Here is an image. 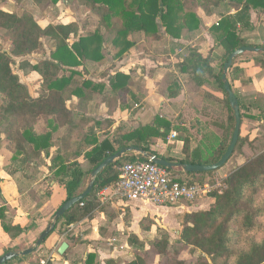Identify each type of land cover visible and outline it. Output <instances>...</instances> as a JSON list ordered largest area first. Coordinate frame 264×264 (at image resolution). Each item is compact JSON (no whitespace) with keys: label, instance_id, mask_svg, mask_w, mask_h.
Here are the masks:
<instances>
[{"label":"trees","instance_id":"obj_1","mask_svg":"<svg viewBox=\"0 0 264 264\" xmlns=\"http://www.w3.org/2000/svg\"><path fill=\"white\" fill-rule=\"evenodd\" d=\"M47 1L55 5L60 0H15L19 6L22 5L19 13H7L0 9V30L3 31L0 44V142L6 141L8 149L13 153V160L23 163L38 160L43 152L48 153L54 144L55 133L62 127L70 128L65 141L73 137L89 146H95L86 153L84 163H68L70 152L63 155L60 151L52 157L50 172L55 181L65 187L67 202L84 193L81 188L84 181L99 165L128 147H136L170 163L183 165H212L222 159L235 129L234 110L224 89V67L231 54L239 48L264 47L247 45L241 39L237 26L252 9L264 14V0H68V3L76 1L95 13L100 25L106 28L109 35L116 32L112 34L114 37H104L99 31H94L79 37L72 44L71 39L79 32L76 22H61L42 27L32 13L23 8L27 2L44 7ZM223 5L237 9L234 16L225 15L211 27V33L218 44L224 45L225 53L217 56L214 48L204 58L191 49L190 54L176 64L179 73L187 76L186 82L195 83L199 87L196 92L202 102L210 104L216 110H225L224 123H210L212 127L220 129L222 135L212 131L203 133L198 146L192 152H189V139L183 136L187 156L185 159H175L151 148L153 141L160 135L153 125L135 127L126 132L121 129L111 132L108 130L113 124L111 120L96 122L97 130L105 137L101 143L97 138L98 131L88 134L83 131L90 123V119L85 116L89 102L101 99L111 110L121 100V109H124L129 107L126 104L128 95L133 100H138V92L141 93L133 74L116 72L110 76L109 85L90 80L87 68L84 67L89 59L94 63H104L105 57L100 51L112 46L116 50L113 55L114 62L121 61L131 50L137 48L138 42L131 39L135 33L144 34L150 46L155 41H161L163 37L158 33L159 21L174 38H181V31L187 35L192 34L201 28L200 12L211 15L214 8ZM45 39H49L50 58L36 63L30 62L27 57L44 50ZM243 56L234 60L229 71L233 92L234 83L243 73V69L235 65L243 62ZM19 58L23 59L19 62L20 70H30L41 78L40 91L36 98L29 93L16 72ZM247 60L253 61L264 74L263 53ZM80 67L84 68L78 69ZM108 67L114 68L115 63ZM172 74L173 72L168 75L165 86L168 97L176 98L182 85L173 79ZM200 74L206 75L201 83L198 81ZM205 86L215 92L204 89ZM235 96L240 106L242 126L246 116L255 117L245 113L240 97ZM73 97L80 99L77 111L67 108V101ZM261 114L264 116V111ZM176 130L181 132L183 129L178 126ZM261 140L264 141V136L252 140L248 136H241L240 132L232 157L245 154V163L227 177L224 182L226 189L222 193L215 192L208 196L213 199L208 210L186 213L181 217L183 230L175 242H172L167 230L155 225L149 218L143 219L142 230L148 233L155 229L159 232V237L149 244L146 239L131 235L129 244L132 248L134 245L138 246L140 254L125 264H149L148 258L144 257L147 253L162 258L164 262L160 264H264V149L256 145H260ZM248 147L254 151L251 155L247 153ZM148 161L141 155L128 153L111 163L98 175L91 193L58 221L56 230L65 235L71 225L92 218L98 211L99 193L119 181L121 167L126 163ZM217 172L218 170L186 173L182 169L170 171L178 182L190 186L204 185L208 179L213 182ZM4 213V207H1L3 229L12 234L14 228L6 221ZM146 220L149 225L144 226ZM20 233L21 229H18L14 236ZM69 238L80 241L78 233L70 234ZM169 248H173L174 255L168 254ZM185 252L190 258L183 255ZM106 264H117V261L110 259Z\"/></svg>","mask_w":264,"mask_h":264},{"label":"crops","instance_id":"obj_2","mask_svg":"<svg viewBox=\"0 0 264 264\" xmlns=\"http://www.w3.org/2000/svg\"><path fill=\"white\" fill-rule=\"evenodd\" d=\"M25 4L23 8L29 12L31 8L34 7L30 2ZM21 6H19L15 0H0V9L7 13H19ZM223 6L226 9L223 14L216 13L217 8H214L211 15L200 12L199 16L202 20V25L199 32H204V37H181L176 40H172L171 38L162 39L161 41L153 42L151 46L147 43L145 37H142L140 41H137V48L131 50L121 61L115 62L114 68L109 69L108 66L103 68L99 74V78L103 77L102 80L90 79L89 77L90 80L96 83L109 85L110 76L115 75L116 72H121L125 75L133 74L139 84L141 93L138 92V100H133L132 96L128 95L126 104L129 105V107L126 106L124 109H121V104L123 102L121 100L118 102V105L111 110L101 102V99L97 98L89 102L85 116L90 119V123L85 126L83 131L86 134L97 132L98 130L95 123L107 120L113 122L108 128L111 132H114L116 129H121L126 132L135 127L147 125H153L159 130L155 122L143 121L142 119L147 113L148 102L151 99L158 98L171 106L174 104L172 102H175L183 94L186 86L199 88L195 83H187V76L179 73L176 64L180 59H185L187 55L190 54L191 49L196 50L204 58L208 57L214 48H216L215 53L217 56H221L225 53L226 49L224 45L222 43L218 44L217 39L211 33V27L217 24L225 15L234 16L237 13V9L227 8L229 6L226 5ZM255 20L258 24L255 23ZM64 22L75 21L67 20ZM237 26L241 39H243L247 45H264V39L260 44H249L248 41L250 40L247 39L244 34L245 30H253L256 27L263 29L264 14L252 9L247 17L238 22ZM197 33L198 32L193 34V36ZM46 40L49 42V39L44 40V49ZM164 41L178 44V47L186 51L187 54L182 56L179 55V51H172V54L169 53V57H163L165 54L163 52L166 48L163 47L161 50L163 54L158 53L157 50L160 52L159 48H161ZM139 47H141L139 49L141 53L137 50ZM32 56L27 57V59L30 61L29 58ZM22 60V58L17 59L18 68H20L19 62ZM244 60L242 63H238V65L236 64L235 66H240L243 69V73L251 70L252 79H249L247 85L250 87V85L254 84L250 83V81L257 79L262 70L253 61ZM30 62L36 63L35 61ZM137 63L140 64L139 68L135 67ZM100 64L103 65V63ZM164 64L166 67H164ZM172 72L173 79H176L179 84L182 85L181 92L176 98L168 97L167 87L165 86L167 77L169 74L171 75ZM152 77L153 79H151ZM143 78H145V80H143ZM205 79L206 75H204V80ZM150 80L151 84L156 83L161 93L149 87ZM237 82L238 80H236V83ZM22 83L25 84L24 82ZM240 83H242V81H240ZM240 86L241 84L235 85L236 88ZM206 87L207 86L203 88L206 89ZM27 88L29 90V87ZM37 89L39 90V84L37 88L33 87V90ZM242 92L244 93V91L241 90L239 94L241 95ZM29 93L35 98L38 96H35L30 90ZM234 93H236L235 90ZM235 95L238 94L236 93ZM240 95L238 96L240 97L241 103L244 105ZM79 102V98L73 97L71 100L67 101V108L77 111V107L80 104ZM248 118L251 119L250 117ZM158 119L162 121L165 120L162 115H159ZM171 124L173 129L171 134L176 132L178 137L175 140H171L170 134L166 138V142L170 143H168L167 147L160 144L159 138L155 139L151 148L162 155H167L175 159H185L187 154L184 145L180 147L174 143L177 139L183 138V135L176 130L177 125H175V120ZM182 124L184 125V123ZM69 130L70 128L68 127L60 128L54 135V144L48 150V153L43 152L38 160L28 161L26 163L20 160H13V153L8 149L6 141L0 142V208L4 207L5 215H3L6 217V221L14 228L12 234L6 233L0 219V258L9 252H19L32 248L51 224L55 213L66 203L67 191L65 187L55 181L53 174L50 172L52 157L60 151L63 155L70 152L71 156L68 163H84L86 153L95 147L89 146L84 141L75 140L73 137L66 140V142L65 139L68 136ZM100 132L101 131L97 132V138L101 143L105 137H103L101 135L102 132ZM65 145L68 146L67 149ZM194 148L196 147H192L190 144L189 152H192ZM133 154L139 155L137 153ZM244 163L245 162L239 163L237 167ZM41 171L42 173L37 176V173ZM231 173L226 175V177ZM90 181L91 175L84 181L81 187L84 192L87 190ZM48 194L49 196H47ZM208 199L207 201L202 198L197 203L192 204L193 206L190 205V203H184L165 208L143 201H128L121 199L102 201L99 198L98 211L92 218H86L76 224L77 227L74 231H69V229H67V232H65L66 234L61 235L60 232L55 229L45 240L46 242L44 245L42 244L34 254L27 256L30 257L29 259H27V257H18L6 264H35L48 255L51 256L49 264H106V261L110 259L116 260L117 264H125L126 262L132 261L128 258L133 252L127 239L133 234L141 238L142 234L146 233H143L144 231L141 228L143 219L149 218L154 221L155 225L161 220L165 226L169 227L173 226L176 220V223L178 222V224L181 225L180 219L184 214L208 210L213 203V199ZM44 200L45 202H43ZM169 208L175 213L173 214L175 215V219L170 217L172 220L171 226L167 225L164 220L168 214L166 209ZM176 217H179V219H176ZM159 226L165 229L161 224ZM153 227L156 228V226ZM18 229H21V233L14 236ZM72 233H78L80 235L79 242L69 238V235ZM64 243L68 245V248L63 254H60L59 250ZM128 250H132V252L128 254ZM132 256H134V253Z\"/></svg>","mask_w":264,"mask_h":264},{"label":"rangeland","instance_id":"obj_3","mask_svg":"<svg viewBox=\"0 0 264 264\" xmlns=\"http://www.w3.org/2000/svg\"><path fill=\"white\" fill-rule=\"evenodd\" d=\"M46 3L47 4H45L44 7H41V6L32 7L30 12L32 13L36 21H38L43 27L51 25V24L55 25V24H58V23H61L67 20L75 21L79 26V32L77 36L71 39L70 41L71 44L76 42L79 39V37L88 35L89 33H94V31H99L100 35H103V36L105 35L104 37H114L112 36V34L116 33L115 31H113L109 35L106 28L100 25L99 18L96 16V14L93 13L86 6L81 5L76 1H70L68 3V0H60L55 5H53L50 1H47ZM225 10H226L225 7L221 6L216 9V13L223 14ZM158 23H159L158 33L161 35V37H163L164 40L168 38H171L172 40L177 39V38L170 36L166 32L165 27L163 26L162 22L159 21ZM255 23H257L256 20H255ZM199 31L200 30H196L192 34H188V35L184 34L185 33L184 31H181L180 37H204L203 36L204 32L202 31L199 32ZM196 32L198 33L193 36V34H195ZM2 34H3V31L0 30V36ZM244 34H245V37H247V39L250 40L248 41L249 44H260L263 42L262 40L264 39V28L260 29L259 27H256L253 30H245ZM131 37L133 41H140L142 37H145V35L142 33H135ZM0 44H1V39H0ZM163 47L166 48V50L163 52L165 53L163 57H169V53L172 54V51H175V52L179 51L180 53L179 55H182V56H185L187 54L186 51L178 47V44L168 43L166 41H164L161 48H159L160 52L158 50L157 52L163 54L161 52ZM140 48L141 47L137 49L139 53H141V50H139ZM115 52L116 50L112 46L100 51V53L105 57V61L103 65L100 63H94L90 59L88 62H86L84 67L87 68L90 79H95V80L103 79V77L99 78L100 76L99 74L101 73L103 68L106 66H110L114 64L115 62H117V61L114 62V59H113V55L115 54ZM243 55H244L243 59L245 60L246 59L252 60L255 57V54H252V53H245ZM49 58H50V43L48 42V40H46L44 51L41 50L39 53L35 54L29 59L30 61L38 62L40 60L49 59ZM135 67L139 68L140 64L138 63L135 64ZM164 67H166L165 64H164ZM82 68L80 67L78 69H82ZM16 72L21 77L22 82L27 84L26 86L29 87L30 92H32L35 96H37L39 93V90L38 89L33 90V87L34 88L38 87V84L41 81L40 76L37 74H34L30 70H27V71L20 70V68H18V65L16 68ZM250 72L251 70L246 71L245 73H242V75L238 79V82L234 83V90L238 95H240L239 93L241 92V90L244 91V93L242 92V94L240 95L241 100L245 105L244 111L246 114H249L255 117V118L249 119L246 116L244 118V123L241 126V130H240L241 136L243 137L248 136L250 139L254 140L256 139V137L264 136V116L261 114V112L264 111V74H262L263 73L262 72L259 74L257 79H255L254 81L251 80L252 82L250 81V83H254V84L250 85L251 87L250 88L247 86L249 83V79H252ZM151 79H153V77ZM143 80H145V78H143ZM228 80L230 82L229 77H228ZM198 81L200 83L204 81L203 74L199 75ZM240 81H242V83H240ZM149 83H150L149 87L153 88L152 90H157V92L161 93L156 83L151 84V80L149 81ZM236 84L237 85L241 84V86L236 88L235 87ZM206 89H208L209 91L215 92L210 87H206ZM196 91H197V88H195L194 86H186L183 91V94L175 102H172L174 104L171 106L158 98L151 99L148 102L147 113L146 115L142 117V119L143 121L155 122L157 128L160 130L159 142L163 146L167 147L169 143V142H166V138L171 134L173 130L171 123L174 120H175V125H177V127L185 126L184 128H182L183 130L181 132L184 137L189 139L192 147L198 146L200 140L202 139L203 133L212 131L218 135H222L223 132L218 128L212 127L210 123H213V122L224 123L226 121L225 110H216L213 106H209L210 104L202 102L197 97ZM159 115H162L165 118V120L164 121L159 120L158 119ZM182 123H184V125ZM174 143L181 147L184 145V139L183 138L177 139L176 141H174ZM256 145L259 148L264 149V141L261 140L260 145L259 144H256ZM246 150L248 151L247 153H249L250 155L254 152L249 147ZM246 158L247 156L245 154L233 156L225 166H223L221 169L218 170L217 175L215 176V180L211 182L208 179L206 184L211 185L216 182L223 183L227 179L226 175L233 172L239 163L245 162ZM40 173H42V171L38 172L37 176ZM202 198L208 201L209 200L208 198L210 197L208 196L201 197L198 200L190 203V205L197 203ZM181 204H184V203H181ZM166 210L168 214L166 215V218H164V220H165V223H167V225L171 226L172 220L170 217L175 219V215H173L175 213L171 211L170 208ZM176 219H179V217L178 218L176 217ZM159 223L161 224V226H163L168 231V233L171 236L172 242H175L177 239L180 238L183 227L182 225L178 224V222L176 223V220L174 222V225L171 227L165 226L164 223L161 222V220L157 223L158 226L160 225ZM143 225L144 226L149 225L148 221L146 220ZM158 237H159V232H157V230L154 229L153 232L142 234L141 238L146 239L149 243L150 241H153L154 239ZM129 238L127 239L128 241H129ZM132 249H133V252L132 250L127 251L128 254L132 252L128 258L131 260H133L135 256H137L138 254H140V251H138V246L134 245ZM133 253H134V256H132ZM168 254L174 255L173 248H169ZM183 255L185 257H188L186 252ZM144 257L148 258L149 264H160L161 262H164L162 258H160L158 255H155L153 253H147V256L145 254Z\"/></svg>","mask_w":264,"mask_h":264},{"label":"built area","instance_id":"obj_4","mask_svg":"<svg viewBox=\"0 0 264 264\" xmlns=\"http://www.w3.org/2000/svg\"><path fill=\"white\" fill-rule=\"evenodd\" d=\"M178 137L176 132L171 140ZM225 182V181H224ZM187 185L178 182L170 170L152 162L126 163L120 169V179L117 183L104 188L99 193L102 201L121 199L128 201H143L159 207L175 206L181 203H192L201 197L213 193H222L225 183ZM84 207V204L81 205ZM77 225H71L69 231H74ZM51 256L40 259L35 264H49Z\"/></svg>","mask_w":264,"mask_h":264},{"label":"water","instance_id":"obj_5","mask_svg":"<svg viewBox=\"0 0 264 264\" xmlns=\"http://www.w3.org/2000/svg\"><path fill=\"white\" fill-rule=\"evenodd\" d=\"M245 53H253V54H260L263 53L264 54V47L263 48H256L253 46H244L239 48L238 50H236L235 52H233L231 54V56L229 57L228 62L225 64L224 67V74H223V80H224V89L225 91L228 93V97H229V102L230 105L232 107V109L234 110V114H235V129H234V133H233V137L231 140V143L226 151V153L224 154V156L222 157V159L216 163V164H212V165H192V164H188V165H183L180 163H170L165 159L159 158V157H155L153 155L148 154L147 152H145L142 149L136 148V147H129L126 149L121 150L118 154L107 158L101 165H99L91 174V181L90 184L87 188V190L81 194L78 197H75L69 201H67L53 216L51 224L49 225V227L46 229V231L39 237V239L37 240V242L34 244V246L30 249L24 250V251H19V252H9L7 254H5L3 257L0 258V264H6L9 261L16 259L18 257H27L30 256L32 254H34L38 248L45 242V240L55 231L56 226L58 224V221L76 204H78L79 202H81L85 197H87L94 185H95V181L98 177V175L107 167L109 166L111 163L119 160L122 156H124L127 153H137L139 155H141L142 157L148 159L150 162H152L155 165L161 166L166 168L167 170H175V169H182L183 172L186 173H203V172H211V171H216L221 169L223 166L226 165V163L229 161V159L232 157L238 141H239V137H240V130H241V115H240V106H239V102L237 100V97L235 96V93L233 92L232 88H231V84L228 80V76H229V71L233 66V62L234 60L238 57L241 56ZM68 248V245L66 243H64L60 250L59 253L63 254L66 249Z\"/></svg>","mask_w":264,"mask_h":264}]
</instances>
